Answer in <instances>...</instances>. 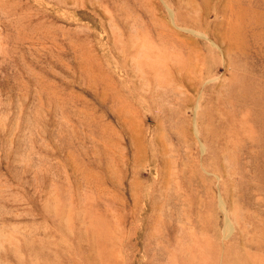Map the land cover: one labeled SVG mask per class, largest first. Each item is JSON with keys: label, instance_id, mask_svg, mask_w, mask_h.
<instances>
[{"label": "rangeland", "instance_id": "obj_1", "mask_svg": "<svg viewBox=\"0 0 264 264\" xmlns=\"http://www.w3.org/2000/svg\"><path fill=\"white\" fill-rule=\"evenodd\" d=\"M264 0H0V264H264Z\"/></svg>", "mask_w": 264, "mask_h": 264}, {"label": "bare ground", "instance_id": "obj_2", "mask_svg": "<svg viewBox=\"0 0 264 264\" xmlns=\"http://www.w3.org/2000/svg\"><path fill=\"white\" fill-rule=\"evenodd\" d=\"M257 123H259V126H260V134L261 136L264 137V111H261L259 113V116H258V121H256Z\"/></svg>", "mask_w": 264, "mask_h": 264}]
</instances>
